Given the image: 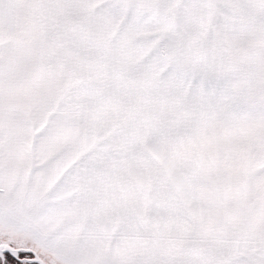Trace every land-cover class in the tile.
Wrapping results in <instances>:
<instances>
[{
  "label": "snow or ice",
  "instance_id": "1",
  "mask_svg": "<svg viewBox=\"0 0 264 264\" xmlns=\"http://www.w3.org/2000/svg\"><path fill=\"white\" fill-rule=\"evenodd\" d=\"M0 264H264V0H0Z\"/></svg>",
  "mask_w": 264,
  "mask_h": 264
}]
</instances>
